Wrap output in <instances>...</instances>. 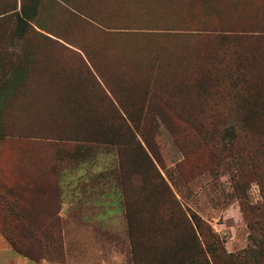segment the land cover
Masks as SVG:
<instances>
[{
	"label": "rangeland",
	"instance_id": "374dc122",
	"mask_svg": "<svg viewBox=\"0 0 264 264\" xmlns=\"http://www.w3.org/2000/svg\"><path fill=\"white\" fill-rule=\"evenodd\" d=\"M194 215L218 264L264 241V0H0L11 249L203 264Z\"/></svg>",
	"mask_w": 264,
	"mask_h": 264
},
{
	"label": "trees",
	"instance_id": "16d2710c",
	"mask_svg": "<svg viewBox=\"0 0 264 264\" xmlns=\"http://www.w3.org/2000/svg\"><path fill=\"white\" fill-rule=\"evenodd\" d=\"M125 115V114H124ZM194 217V226L196 229H198V233L195 235L194 232L191 231L190 236L186 243L191 244V247H194V252L196 253L197 257L201 258V261L203 264H208L207 260L203 256L202 247L207 251L210 252V260L212 264H218L219 260L222 259L220 253L219 256H215L214 248H209V245L211 243L207 242L201 233H199V228L202 226V222L197 216ZM254 230V228H251ZM260 228H258V231ZM200 241H198V238ZM224 262L226 264H264V241L263 240H257L253 237L250 239V245L243 249L242 251L238 253H228L225 254Z\"/></svg>",
	"mask_w": 264,
	"mask_h": 264
},
{
	"label": "crops",
	"instance_id": "0c3cea01",
	"mask_svg": "<svg viewBox=\"0 0 264 264\" xmlns=\"http://www.w3.org/2000/svg\"><path fill=\"white\" fill-rule=\"evenodd\" d=\"M68 179V178H67ZM68 181V180H67ZM0 264H49L46 260L33 261L11 249L0 232Z\"/></svg>",
	"mask_w": 264,
	"mask_h": 264
}]
</instances>
